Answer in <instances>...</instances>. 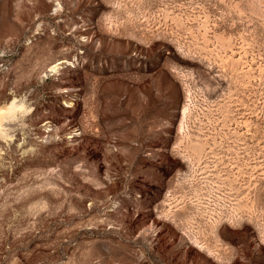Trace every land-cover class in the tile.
Returning a JSON list of instances; mask_svg holds the SVG:
<instances>
[{
  "label": "rangeland",
  "instance_id": "rangeland-1",
  "mask_svg": "<svg viewBox=\"0 0 264 264\" xmlns=\"http://www.w3.org/2000/svg\"><path fill=\"white\" fill-rule=\"evenodd\" d=\"M0 264H264V0H0Z\"/></svg>",
  "mask_w": 264,
  "mask_h": 264
},
{
  "label": "bare ground",
  "instance_id": "bare-ground-1",
  "mask_svg": "<svg viewBox=\"0 0 264 264\" xmlns=\"http://www.w3.org/2000/svg\"><path fill=\"white\" fill-rule=\"evenodd\" d=\"M12 106H13V105H12ZM12 106H10V108H11ZM8 109H9V108H8ZM11 109H12V108H11ZM185 109H186V108H185ZM13 110H14V109H13ZM9 111H10V109H9ZM9 111H8V112H9ZM184 111H185V110H184ZM184 114H185V113H184ZM9 115H10V114H9ZM183 116H184V115H183Z\"/></svg>",
  "mask_w": 264,
  "mask_h": 264
}]
</instances>
